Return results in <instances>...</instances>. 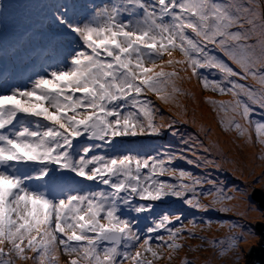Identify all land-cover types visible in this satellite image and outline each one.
<instances>
[{"label": "snow or ice", "instance_id": "6c2138e0", "mask_svg": "<svg viewBox=\"0 0 264 264\" xmlns=\"http://www.w3.org/2000/svg\"><path fill=\"white\" fill-rule=\"evenodd\" d=\"M9 7L0 4V15ZM41 7L47 11L38 27L0 47V264H61L62 255L64 264H171L184 247L207 243L219 257L236 250L247 235L242 225L217 221L228 235L209 239L183 213L153 215L154 202L236 209L231 202L244 190L213 175L235 174L236 162L195 109L189 118L185 101H198L183 85L195 79L202 91L228 96L203 102L237 147L264 152V0ZM165 132L178 146L146 154L117 144ZM177 161L200 171L177 169ZM189 240L200 244L182 243ZM180 264L196 261L185 256Z\"/></svg>", "mask_w": 264, "mask_h": 264}, {"label": "rangeland", "instance_id": "374dc122", "mask_svg": "<svg viewBox=\"0 0 264 264\" xmlns=\"http://www.w3.org/2000/svg\"><path fill=\"white\" fill-rule=\"evenodd\" d=\"M13 1V0H10ZM78 2L80 3H84L85 0H78ZM13 8H16L15 5H12ZM11 7H9V9L7 10L6 14L4 15H0V36L2 35H8V34H13L14 29L13 26L17 24L18 19H19V15L16 12V9H13ZM13 9V12H11ZM11 14V15H10ZM178 55V54H177ZM204 94L206 95H213L218 97V95H214V93L212 92H205ZM228 97V96H227ZM229 98V97H228ZM152 99H155L154 97H152ZM158 103V102H157ZM188 109H189V118H191L192 116V111L193 109H195V114L197 117V120L200 124L204 125L207 129H209L211 131V138L214 139L215 141H217L221 148L224 150L225 154L227 156H230V158L236 159L234 157V155L236 157H238L239 155V151L241 148L243 147H237V142H239L238 140L233 143V135L232 134H227L225 132H223L221 130V128L219 127L217 120L215 118V114L214 115H210L208 114L206 111H208L209 106H206L204 103H193L191 101H185ZM202 105H205L206 108H203ZM161 107V111L162 114L165 115V117H167L169 114L171 113H166L163 110V105H160ZM191 126V125H190ZM194 130V134L196 133V129L191 126ZM169 136L168 133H166L164 135V137L158 141V139H156V137L154 136H138L135 138L132 137H128V138H117V144L119 147L121 148H128L129 144H135L137 146L140 147V150H142L141 148L146 147V154H152L157 148H160L161 146L164 145H168L167 143H164V141L166 140V138ZM201 140H203L205 142V144H207V140L205 139V137L200 136L199 137ZM137 139H140L139 143H133L134 141H136ZM145 144V147H144ZM178 146V141L175 143V145L173 147ZM256 149V154H255V159L257 162L259 161H263L261 159V156H264V152H262L261 148L259 145H255L254 146ZM218 158V157H217ZM236 162V161H235ZM231 167L230 165H226V168ZM199 169L194 168L193 169V173H199ZM239 171L235 170V174H233L232 172H228L225 171L223 173H213L214 176L219 177L221 180L226 182L227 186H236L240 189H243V194L244 196L248 197L249 202H246L244 200H240L242 202H246V204L243 206V210L245 212V210L247 209L249 211V206L251 203L252 198L254 197H258V194L256 193L258 188L260 186L264 187V165L261 166V169H259L258 171H255L253 173L250 174H245L242 177H237ZM161 179H169L168 177H161ZM244 181V182H242ZM231 194V193H230ZM241 196V195H240ZM155 203V209L153 211V215L158 216L160 214H163L164 212H170V213H183L184 216H186V218L184 219V223L187 224V220L189 218H195V217H203V218H210L212 219V223L210 226L204 225L202 223V221H197L196 223L199 225L198 228V234L205 236L209 239H216L217 236V230L218 229L220 231V236H222V229L223 227H220L219 224L217 223V221H224V220H233V221H241L242 219L240 218V216L237 215V213L234 212H229V213H220L218 211L215 210H209L207 212H197L195 210L189 209L187 206H185L181 200L179 199H175V198H165L161 201L158 202H154ZM252 210V207H251ZM246 216L247 213L245 212ZM258 223V222H257ZM146 224L145 221H142V227ZM203 229V230H200ZM252 231H254V229L251 227L250 228ZM219 239V238H218ZM263 239V236H256V238L254 240H252L251 242L248 243L246 248V253L248 249H252L254 245L258 244L261 242V240ZM183 243V241H182ZM187 245L193 246L195 247L196 245L200 244L199 240H189L186 241ZM195 253H199L200 254V258L202 259L200 263L198 264H215V260L217 259V263L219 264H236L235 260V254L229 253L227 256L225 257H219L217 255V250L213 249L212 247H210L207 243H205L203 245V247L199 248L198 251H188L185 248H182L181 250H179V252L177 253V255L173 258V260L171 261V264H180L181 260L185 258V256H187L188 259L190 260H194L193 256ZM67 259V257H63V255L61 256V264H64V261ZM242 263H245V261H243ZM16 264H21L20 261H17ZM28 264H31V262H28ZM162 264H168V262L166 260H164L162 262Z\"/></svg>", "mask_w": 264, "mask_h": 264}, {"label": "bare ground", "instance_id": "6f19581e", "mask_svg": "<svg viewBox=\"0 0 264 264\" xmlns=\"http://www.w3.org/2000/svg\"><path fill=\"white\" fill-rule=\"evenodd\" d=\"M38 38H39V35H36V36L33 37V40H36ZM183 87H185L186 89H189L190 91L195 93L197 101L200 104L204 103L203 102V98L206 97V96H212V97H214L215 99H218V100L229 99L227 96H218V97H216V96H213V95H206V94H204L201 91V89L198 86H196L194 84L184 83ZM205 105L208 106L207 104H205ZM205 105H202L203 108H206ZM162 108H163L164 112L169 113L167 108H166V106H163ZM173 141L174 140L172 139L171 142H173ZM237 143H240V141L237 142ZM129 147H135V148L140 149V147L135 145V144H129ZM141 149L144 150V148H141ZM256 152L257 151H256L254 146H252V147H243V148L240 149L238 157H235L236 159H233L234 161H236V169L235 170L239 171L238 174H237V177H242L246 173L250 174V173H253V172L258 171L259 169H261V166L264 165V160L262 162L255 163L254 162V159H255L254 156H255ZM240 195L241 196H240L238 201L234 200L231 203L236 205V209L233 211L234 213H237V212L243 213V215L240 216V218L242 219V222L241 221H235V222L240 224V225H242L243 231L247 233V235H245L242 238V239H244L245 237L250 235V232H248V230L250 229L249 222H248V214L246 216V214H245L246 211L244 212V210H243V206L246 204V202H249V200H248V197L244 196L243 193L240 194ZM241 199L246 201V202L240 201ZM215 230H217L216 239L225 238L228 235V229L226 227H223V229H222V236H220V231L218 229H215ZM233 231H236V230H233ZM242 239L240 241H243ZM240 241L238 242L237 249L234 250V251H236L239 256H242L241 255V253H242L241 248H243V247H241V246L246 247L248 244L245 241L242 242V244H240ZM183 243L186 244V241H183ZM184 248L188 250V247H184ZM232 252H230V253H232ZM193 259L196 262H198V263H200L201 260H202L200 258V254L199 253H195L194 256H193ZM198 263H196V264H198ZM215 264H219V263H217V259L215 260Z\"/></svg>", "mask_w": 264, "mask_h": 264}, {"label": "clouds", "instance_id": "9594fccd", "mask_svg": "<svg viewBox=\"0 0 264 264\" xmlns=\"http://www.w3.org/2000/svg\"><path fill=\"white\" fill-rule=\"evenodd\" d=\"M252 201L255 202V205L257 206V208L259 210V213L257 212L255 214H250V216H249V221L252 223V228L254 229V231H251L250 235H248L247 237L242 239L243 241H240V244H242V242H244V241L248 244L249 242L254 240L256 238V236L261 235V237L263 236V238H264V231L262 229L263 224L261 222L264 219V203H262L260 200L256 199L255 197L252 198ZM262 240H261V242H262ZM241 247H243V248H241V250H242L241 255L242 256H239L236 251H233V253L235 254V257H236V260H235L236 264H246L248 261V258L250 256V253L252 251V249H248L247 253H246V248L244 246H241ZM163 261H164V259H163ZM243 261H245V263H242Z\"/></svg>", "mask_w": 264, "mask_h": 264}, {"label": "water", "instance_id": "95a60500", "mask_svg": "<svg viewBox=\"0 0 264 264\" xmlns=\"http://www.w3.org/2000/svg\"><path fill=\"white\" fill-rule=\"evenodd\" d=\"M256 193L258 194V197L255 198L264 203V187L260 186ZM261 222L263 224L262 229L264 231V219ZM246 264H264V238L262 242L253 246Z\"/></svg>", "mask_w": 264, "mask_h": 264}, {"label": "trees", "instance_id": "16d2710c", "mask_svg": "<svg viewBox=\"0 0 264 264\" xmlns=\"http://www.w3.org/2000/svg\"><path fill=\"white\" fill-rule=\"evenodd\" d=\"M38 1L44 2V3H46V4L67 3L66 0H38ZM45 12H46V11H45ZM37 40L40 41V40H41V37L39 36V38L36 39V41H37ZM200 89H201V88H200ZM201 91H202V90H201ZM202 92L205 93V91H202ZM229 157H230V156H229ZM234 157H235V155H234ZM190 158H191V157H190ZM254 162H255V163H259V162H261V161L257 162L256 159H254ZM174 167H176L177 169H186V170H190V171L193 172V169H192V168H189V167H181V168H179V167H177V164H175ZM201 202L207 204L209 201H208L207 199H204L203 197H201ZM165 255H166V254H165ZM162 262H163V259H161L160 261H157L156 264H162Z\"/></svg>", "mask_w": 264, "mask_h": 264}]
</instances>
